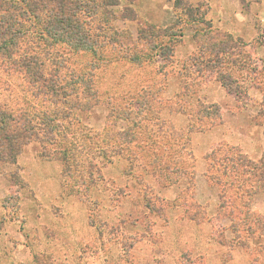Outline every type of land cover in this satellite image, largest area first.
<instances>
[{
	"label": "rangeland",
	"instance_id": "rangeland-1",
	"mask_svg": "<svg viewBox=\"0 0 264 264\" xmlns=\"http://www.w3.org/2000/svg\"><path fill=\"white\" fill-rule=\"evenodd\" d=\"M73 1L93 9L81 23L98 34L93 51L28 36L34 53L56 51L89 77L94 97L59 119L66 142L48 129L45 149L32 140L2 151L0 264H264V191L224 172L222 159L232 147L264 156L259 13L241 12L238 30L249 29L237 34L219 7L238 0ZM6 65L0 103L35 106L36 127L51 122L56 106Z\"/></svg>",
	"mask_w": 264,
	"mask_h": 264
},
{
	"label": "trees",
	"instance_id": "trees-1",
	"mask_svg": "<svg viewBox=\"0 0 264 264\" xmlns=\"http://www.w3.org/2000/svg\"><path fill=\"white\" fill-rule=\"evenodd\" d=\"M91 3L92 0H86V5ZM90 10L93 9L82 11L73 0H0V60H4L11 71L22 74L33 98L36 100L39 97L43 98L42 100L45 98L47 102L56 106L55 109H51L52 123L48 121L45 126L39 123L40 127H36L32 124L36 114L31 110L41 111L35 106L30 110L28 107L15 110L0 103V156H4L6 149L32 140L39 141L41 148L45 149L48 143H54L52 136L44 139V130L48 129L46 136L50 134L51 129H55L53 133H57L60 140L64 142L68 140L65 125L59 119L69 117L74 111L86 109L87 100L94 97V94L89 92V77L84 73L74 76L73 71L69 72L71 69L66 67L64 60L60 58L61 55L56 51L51 54L47 48L44 49L42 56L34 53L32 43L35 41L29 38L28 34L33 33L37 40L44 41V45L60 41L71 50L93 51L99 46L97 42H93L96 40L93 38L98 34L92 33L88 27H81V23H86L84 17L89 15ZM43 11L44 16L48 18L44 20V26L39 19V13ZM28 19L31 22L26 27ZM34 27L41 28L35 30ZM246 46L250 47L245 52L249 54L251 60L254 61L256 58V62L261 63L254 52L253 54L251 52L254 49L252 43L249 42ZM39 129H42L40 131L42 135L38 132ZM235 149L230 148L234 155L222 158L226 161L224 172H232L236 177H239V173L245 174L243 182H252L253 190L264 191V156L258 160H251L236 153ZM68 152V149H63L65 159L70 161L71 156ZM6 156L10 158L8 161H13L8 154ZM89 165L91 169L94 166L92 162ZM70 173L71 167L66 165L65 174L69 176Z\"/></svg>",
	"mask_w": 264,
	"mask_h": 264
},
{
	"label": "crops",
	"instance_id": "crops-1",
	"mask_svg": "<svg viewBox=\"0 0 264 264\" xmlns=\"http://www.w3.org/2000/svg\"><path fill=\"white\" fill-rule=\"evenodd\" d=\"M260 1H261V3H260ZM260 1L256 2V0H238L239 4L242 5L243 7L240 6V8L239 9L236 8V10L224 8L223 11H221L222 8L220 6L219 7L220 12L219 13L222 16V19H225L227 22H230V23L235 25L234 28L237 30H234L233 32H235L237 34H241L245 30L249 29L248 27H243L244 29L242 28L241 30H238V26H240L239 24L245 23V21H246L245 17H243V14L241 12H252L253 13V11L255 10L254 13L255 14L259 13V15L262 19V26L261 27L264 29V16H262L264 13L263 12L260 13V10H259L260 8H258V6L260 4L264 3V0H260ZM234 14L237 16V18H233V17L231 18V15H234ZM226 21H225L224 25L226 27H228L230 24H227Z\"/></svg>",
	"mask_w": 264,
	"mask_h": 264
}]
</instances>
